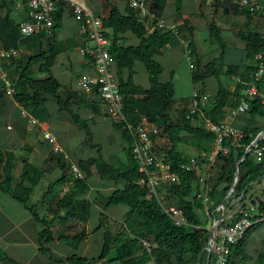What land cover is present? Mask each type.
Here are the masks:
<instances>
[{"label": "trees", "instance_id": "1", "mask_svg": "<svg viewBox=\"0 0 264 264\" xmlns=\"http://www.w3.org/2000/svg\"><path fill=\"white\" fill-rule=\"evenodd\" d=\"M6 8L5 14H0V46L6 49H16L18 51L26 49L29 44L33 46V39L37 38L39 44L44 36L22 38L19 24L11 18V12L16 6L15 0H0ZM23 4L27 0H20ZM206 0H199V7L202 8ZM108 9L107 16L100 18L106 30L105 36L111 40V54L114 62L116 76L119 82V89L123 96V115L125 123H113L114 130L121 134L122 139L127 143L125 150L127 165L125 167L115 166L105 160L102 149L93 143L94 136L89 126V122L83 119L71 107L72 93L63 90L61 83L52 74V67L58 55L55 47V34L62 26L64 3H57V11L54 15V35L47 39L46 48H41L37 54H30L12 59L5 69L9 78L13 82L12 96L14 101L30 115L46 120L50 113L45 104L49 98H53L62 112L68 113L74 123L84 130L90 146L97 149L98 156L86 160H80L77 164L84 178L74 180L71 189L57 203L54 216L51 220L41 218L33 209H29L34 219L43 226L39 233V243L41 252L49 254L53 258L50 249L45 243L63 242L73 249H78L86 239L87 232L84 230L80 234H64L63 228L69 221H76L83 225L87 224L92 209L91 200L86 195L91 191L89 180L99 177L101 181L124 182L123 189H117L106 194L104 210L110 206L126 205L128 212L125 214V229L116 235L109 231L104 234V241L100 255L97 260L81 258L72 255L61 264H92L95 261L107 260L108 264H205L206 262V232L202 230L197 211L201 209L202 202L195 199L190 200L197 181V176L193 172L180 171V184L168 189V199H175L176 206L184 211L186 226H176L165 214L158 203L155 195L147 198L149 191L141 187L138 180L141 173L138 171L136 162L132 156V138L127 126L136 127L146 117L149 122L159 128V136H163L169 141L170 147L162 150L168 158L178 164L185 162L188 157L179 154L180 144H187L202 150H210L215 142V134L202 127H197L187 118L189 114V99H183L181 105L183 109L177 111V117L172 115L176 112L175 107V86L172 81L161 82L160 76L163 66L156 60V56L161 49L173 42L176 35L170 31L154 32L148 34L145 19H142L136 11L129 9L126 13H121L112 4L111 0H105ZM258 3L264 4V0ZM14 5V7H13ZM190 32H192L190 30ZM210 38L220 45V56L212 63L201 67L196 54V46L193 41L189 44L190 56L195 58L193 66V81L199 82L209 76L219 78L217 64L224 58L227 45L222 38L221 29L217 26L212 17L209 23ZM131 33L139 43L137 46H124L123 36ZM246 43V52L249 58L255 57L264 50V33L249 31L240 34ZM31 46V50H32ZM139 62L146 68L150 88L139 86L134 81L135 64ZM47 74L45 79L34 77L35 69ZM256 68H253L251 77L244 78L243 85L238 84L237 90L231 93L220 82L218 93L214 99L209 100L205 110L206 118L213 123L219 124L225 119V107L230 104V99L239 90L246 87L245 83L252 80ZM0 90L1 95L5 94L4 86ZM0 87V88H1ZM264 87V80L258 85L259 90ZM264 91V88H263ZM251 116L264 117V96H256L251 102V109L248 112ZM262 128H252L247 126L243 129V139L240 147H233L227 157L223 158L224 165L217 181H214L210 190L211 210L223 200L233 184L236 176L237 165L239 164V182L237 191L240 192L246 186L264 176V161L256 162L251 153L246 154V147L256 140ZM243 161L240 163V161ZM58 165L62 171L61 176L49 185L44 198L48 197L58 185L69 182L70 167L67 162L58 159ZM2 152L0 147V173L2 166ZM23 171L19 182L14 185V178L10 177L1 181L0 189L7 194H11L19 203L28 207L27 203L33 193V189L38 185L44 176L45 170L31 164L27 159L22 160ZM14 185V186H13ZM260 210L264 212V198L260 201ZM104 217V216H103ZM98 229L104 227L102 219ZM263 224V223H261ZM250 231V230H249ZM248 231V232H249ZM244 237L232 247L229 264H245L252 260L246 252V239ZM0 261L9 264L4 252L0 250ZM257 264H264V255H260L256 260Z\"/></svg>", "mask_w": 264, "mask_h": 264}, {"label": "crops", "instance_id": "2", "mask_svg": "<svg viewBox=\"0 0 264 264\" xmlns=\"http://www.w3.org/2000/svg\"><path fill=\"white\" fill-rule=\"evenodd\" d=\"M259 1L250 0L251 3H258ZM15 2L20 3L21 1L15 0ZM84 2L95 16L100 18L107 16L108 9L106 8L105 0H84ZM111 2L121 13H126L129 9L124 0H111ZM149 2L151 10L158 19L165 21L166 26L162 27L159 22H156L154 28H148V34L151 35L156 31H170L176 35L173 42L163 47L156 56V60L163 66L160 78L166 70V64L170 68L169 73L172 78L177 70L181 71L185 60L193 81L195 58L190 56L189 44L191 41L196 46V54L201 67L207 66L220 56V45L210 38L209 23L212 17L221 29L222 38L227 45L224 58L216 66L219 78L213 75L203 81L196 83L193 81V92L188 97L189 109L192 106L191 97L196 92L206 95L210 101L214 99L218 93L222 76L227 77V81L223 85L231 93L236 92L238 84L243 85L244 78L251 77L250 75L255 67V57H248L246 43L240 37V34H245L249 31L264 33V16L261 14H250L247 8L242 6V0H206L202 8L199 7V0H149ZM15 16L19 20H16ZM11 18L18 24L24 21L26 19L25 8L22 7L19 10L14 8L11 12ZM172 26L174 29L171 28ZM123 38L124 46H137L139 43L138 39L131 33L125 34ZM47 39L44 37L41 40L42 45L39 44L37 38L33 39L32 51L36 48L39 51L42 47L46 48ZM54 41L58 55L52 67V74L61 83L63 90H68L72 93V109L83 119L87 120L93 126V129L98 126H111L113 128V122L106 114L105 104L100 99L96 89L84 91L77 86V82L84 78L96 77L97 71L89 58L81 53V49L91 43L81 33L79 22L73 16L68 4L64 3L62 26L56 31ZM60 55H64L62 63L58 62ZM138 63L136 62L134 70ZM59 65L61 66L60 69L58 68ZM144 69L149 82L146 68L144 67ZM137 76V71L135 70L134 81L141 86L137 83ZM34 77L45 79L48 75L38 70L36 73L35 69ZM170 81L173 82L172 79ZM149 88L150 83L146 89ZM12 92L13 90L5 88V94L1 95L0 93V147L3 160L0 173L1 181L13 177L15 180L14 185L17 184L23 171V159H27L31 164L43 168L45 174L33 189L27 208L11 194L4 193L0 189V250L5 253L9 264H61L59 263L60 261L65 262L72 255L97 260L101 253L104 234L108 231V227L104 226L98 229L100 226L98 225L92 229L89 227L90 219L85 225L76 221H69L66 228H71V223H78V232L76 234H80L85 230L87 237L76 250L60 242L45 243L44 246L52 252L53 258H51L49 254L42 253L40 250L39 233L42 231L43 226L34 219L29 210L30 208L33 209L41 218L47 220L53 218L54 214L51 212V208L55 210L57 203L71 189L74 181L70 180L64 185H58L57 188L59 189L57 192L56 189L55 193L53 190L48 197L44 198L43 196L42 199L37 201V204L32 203V197L36 188L46 176L51 179L49 185L61 176L62 171L58 165V159H62L63 162L69 164L59 153L64 152L66 154L65 158L68 157L67 154L73 156V158L74 156L76 158L85 154L90 147L87 135L79 125L74 123L68 113L59 110L53 98H49L45 104L50 116L46 120L40 121L14 101ZM244 98L245 90L243 87L236 95L231 97L230 104L225 107L224 120H227L242 132L247 126L262 128L257 136L258 138L264 132V117H253L249 113L229 116L231 111ZM113 130L114 128L111 135L115 136L116 134V137L122 140V144L117 150L118 153L125 152L127 143L122 139L118 131L114 130V132ZM82 131L85 136L81 133ZM45 133H50L56 138L61 148L60 152L53 150V147L44 137ZM77 134L80 136L82 144L81 148L75 151L70 147V143L72 137ZM110 153L112 152L107 151V149L102 150L103 157L104 155L109 157ZM97 156L98 152L95 157ZM80 160L84 159H76L77 164ZM92 182H97L98 186L105 188V190L112 189L110 193L117 189H123L125 186L124 182L115 184L114 182L101 181L99 177L91 178L89 184L91 185ZM101 188L96 187L95 190L102 191ZM92 190L93 187L91 186V191L86 195V198L91 200L93 206L96 199H91ZM98 209L106 211L100 206ZM99 221L101 223L100 217ZM99 232L100 236L97 235ZM246 252L252 260L245 264H251L260 255H264V247L259 244L258 246L247 245ZM92 264H108V262L107 260H99Z\"/></svg>", "mask_w": 264, "mask_h": 264}, {"label": "built area", "instance_id": "3", "mask_svg": "<svg viewBox=\"0 0 264 264\" xmlns=\"http://www.w3.org/2000/svg\"><path fill=\"white\" fill-rule=\"evenodd\" d=\"M127 6L145 19L147 28L155 27L159 22L165 27V21L157 18L150 8L149 0H124ZM68 4L73 16L79 22L80 31L91 44L82 48L81 53L88 57L97 71L96 77L84 78L77 86L84 91L96 89L100 99L105 104L106 114L113 123H125L123 115V96L119 89L114 62L111 54V40L105 36L106 30L100 17L95 16L86 6L84 0H27L25 4L17 3L16 10L24 7L26 19L19 23L22 38L44 36L51 38L54 34V15L57 3ZM242 6L250 14L264 16V4L251 3L242 0ZM174 29V27H171ZM171 29V30H172ZM16 49H6L0 46V83L8 90H13V82L5 69L12 59L19 57ZM255 68L252 80L246 85L244 100L234 108L229 116L248 113L251 102L259 92L258 85L264 80V50L255 56ZM209 99L206 95L196 92L191 97V109L187 118L197 127L205 128L215 134V142L210 153H198L178 164L172 162L166 153L159 149V128L144 117L136 127L130 125L127 129L132 138V156L137 164L141 178L138 183L149 191L147 198L155 195L161 210L167 214L176 226H186L184 211L168 202V189L180 184V171L193 172L197 176L194 187V198L203 203L201 212L205 213L206 226V262L205 264H229L231 249L241 240L245 233L264 222V212L260 210V201L264 198V176L249 183L240 192L237 191L239 182V164L233 184L223 200L211 210V200L208 192L215 179H218L224 165L223 158L227 157L233 147H240L243 132L235 128L227 120L219 124L206 118L205 110ZM44 137L55 152L61 148L50 133ZM251 153L256 162L264 161V132L251 145L246 147V154ZM243 159L240 161V163ZM74 180L84 176L77 165L70 166ZM211 253L208 263L207 255Z\"/></svg>", "mask_w": 264, "mask_h": 264}, {"label": "rangeland", "instance_id": "4", "mask_svg": "<svg viewBox=\"0 0 264 264\" xmlns=\"http://www.w3.org/2000/svg\"><path fill=\"white\" fill-rule=\"evenodd\" d=\"M14 7V5H13ZM5 7L2 5V2L0 1V14H5ZM16 20H19L18 17L15 16ZM31 46L32 44H29L26 49L20 50L19 51V58H21L22 56H28L30 54H37L39 52L38 48L34 49L33 51L31 50ZM63 58L64 55H60L58 57V62L62 63L63 62ZM8 66V65H7ZM59 69L61 68V66L59 65L58 67ZM7 69V68H6ZM135 70L137 71V83H139L142 87H149V82L147 80L146 77V73H145V69L143 67L142 64L138 63ZM170 68L169 66L166 64V70L163 73L162 77L160 78L161 81L168 82L171 79L173 80L174 84H175V89H176V93H175V107H176V112L172 115V117L174 119H176L177 117V111H181L183 109V106L180 104V102L183 99H186L188 97L191 96L192 92H193V81H192V77L191 74L188 70V67L186 66V61L184 60V63L182 65V69L179 72L177 70V72L174 74V76L171 78L170 77ZM36 73H37V68H36ZM37 76V75H36ZM227 81V77L226 76H222L220 82L223 84H225ZM3 86L0 83V87ZM3 87L0 88V90ZM264 88V87H263ZM260 89L259 92L257 93L256 96H264V91ZM5 89V87H4ZM244 90L246 91V87H244ZM182 114V112H180L178 115ZM89 126L92 129V133L94 136V140L93 143L96 146L101 147L102 150L107 149V151L112 152L110 153L109 157L107 155H104L105 159L108 160V162H110L111 164L118 166V167H125L127 165V157L125 152H120V154L118 153V149L120 148L121 144H122V140L115 136L111 135L112 132V127H107V126H102V127H97L95 129H93V126L91 124H89ZM114 131V130H113ZM115 132V131H114ZM84 136V132H81ZM80 133V134H81ZM81 134V135H82ZM82 135V136H83ZM81 144L82 141L80 140V136L74 135L71 139V143H70V147L73 150H79L81 148ZM170 147V143L169 141L163 136L162 138L159 139V149L161 150H165L167 148ZM178 152L179 154L185 156V157H191L194 155H197L198 153H210L212 151V148L210 150H202L201 148H195L193 146L187 145V144H180L178 147ZM60 155L63 156V158L69 162V167L74 164L77 165L76 159H88L90 157H95L97 155V150L95 148H92L91 146L89 147V149L85 152V154H82L80 157H76L71 156L69 154L67 158H65V153H59ZM75 159V160H74ZM73 160V161H72ZM69 176H70V180H72V182L74 181L73 175L71 174V170L69 171ZM220 176V174H219ZM57 179V178H56ZM51 179L46 176L41 183L39 184L38 188H36L35 193L32 197V203L37 204V201H39L40 199L43 198L44 194L47 192L48 190V185H49V181ZM69 180V181H70ZM214 181H217V179H215ZM96 183V184H95ZM99 184H97V182H92L91 186L93 187L92 193H91V199H96V201L94 202V204L92 206V210H91V217H90V221H89V227H91L92 229L96 228L98 225H100V221H99V217L102 218V222L103 225L105 227H108V231L112 234V235H116L118 233H121L124 229H125V214L128 212V207L126 205H117V206H110L106 209V211H101L99 210V206L103 208L104 204H105V196L106 194H109L112 189H106L105 188H101L98 186ZM101 188L102 191H96L95 188ZM56 192L59 188H55ZM55 189H54V193H55ZM210 191L208 192V198H210L209 195ZM190 200H194V193H192V195L189 197ZM168 202L171 204L176 205L175 203V199H167ZM201 202V201H198ZM98 206V207H97ZM201 209H203V203H202V207ZM51 212L54 214V209L51 208ZM198 217L200 219V224L203 226H206V218H205V213L201 212V210L197 211ZM97 216V217H96ZM112 217V218H109ZM78 223H71V228H66V226L63 228L64 230V234H68V235H74L76 234V232H78L77 229ZM98 236H100V232L97 234ZM96 239H98V237H96ZM64 245L67 246V244L60 242ZM262 245L264 247V222L263 224H259L257 226H255L254 228L250 229V231L248 232L247 235V240H246V246H258ZM70 247V246H68ZM264 253V252H263ZM251 264H257L255 260H253V262Z\"/></svg>", "mask_w": 264, "mask_h": 264}, {"label": "water", "instance_id": "5", "mask_svg": "<svg viewBox=\"0 0 264 264\" xmlns=\"http://www.w3.org/2000/svg\"><path fill=\"white\" fill-rule=\"evenodd\" d=\"M239 174H237V176H238ZM210 258H211V253H208V255H207V261H208V263H209V261H210ZM0 264H3L1 261H0Z\"/></svg>", "mask_w": 264, "mask_h": 264}]
</instances>
